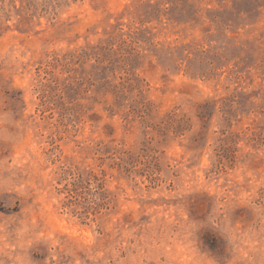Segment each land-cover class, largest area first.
Listing matches in <instances>:
<instances>
[{"label": "rangeland", "instance_id": "rangeland-1", "mask_svg": "<svg viewBox=\"0 0 264 264\" xmlns=\"http://www.w3.org/2000/svg\"><path fill=\"white\" fill-rule=\"evenodd\" d=\"M0 264H264V0H0Z\"/></svg>", "mask_w": 264, "mask_h": 264}, {"label": "trees", "instance_id": "trees-1", "mask_svg": "<svg viewBox=\"0 0 264 264\" xmlns=\"http://www.w3.org/2000/svg\"><path fill=\"white\" fill-rule=\"evenodd\" d=\"M125 41H122L120 44V49H124ZM114 43L110 45H104L102 43H99L97 45L92 46L88 52V50L83 49L82 52H80L78 61L86 56V59H95V62L97 63V66L100 65L105 61L106 58H102L101 54L104 52L106 53L105 56H107V52H112V49H114ZM107 49H109L107 51ZM117 53V52H116ZM76 56V55H75ZM111 63V62H110ZM109 67V65H108ZM113 79L108 78H102L105 79L103 82L102 87L105 88L104 93L108 94L111 93L115 97L114 104L108 106L111 111H113L112 114H115V107L117 103L119 102V105L123 106L125 104V100L131 99L133 103H127L126 107V118L128 116L134 114L136 116H146L151 111V103L147 99V97L144 94V87L143 84L140 82V80H137L136 78H133L131 76H119L116 74V71L113 70ZM127 72V71H125ZM128 73V72H127ZM117 78L121 79V81L115 82ZM129 92L130 94H127ZM167 126L169 128L173 129H179V128H185L188 126V119L185 115L178 114L177 112H169L167 114ZM214 245V244H211Z\"/></svg>", "mask_w": 264, "mask_h": 264}]
</instances>
